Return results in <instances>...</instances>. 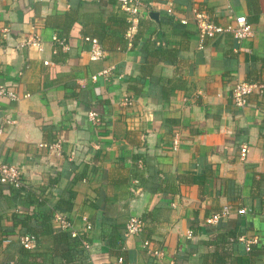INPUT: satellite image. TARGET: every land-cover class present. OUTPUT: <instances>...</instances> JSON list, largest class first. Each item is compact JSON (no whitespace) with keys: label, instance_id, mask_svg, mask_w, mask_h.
I'll return each mask as SVG.
<instances>
[{"label":"crops","instance_id":"0c3cea01","mask_svg":"<svg viewBox=\"0 0 264 264\" xmlns=\"http://www.w3.org/2000/svg\"><path fill=\"white\" fill-rule=\"evenodd\" d=\"M119 1L0 0V82L20 96L0 101V160L16 165L29 188L0 184L1 264L26 261L20 222L41 210L65 213L87 241L73 264H222L240 255L264 264V92L244 107L232 97L238 81L264 83V0H172L173 16L166 0H141L150 10L132 44ZM193 10L222 26L245 16L254 35L238 43L224 34L202 47ZM32 26L43 50H14ZM87 38L98 40L104 60L91 61ZM125 96L131 107L121 105ZM227 205L231 214L207 225ZM133 216L144 220L140 235L125 230ZM61 231L54 224L40 235L38 264H56Z\"/></svg>","mask_w":264,"mask_h":264},{"label":"built area","instance_id":"2783aa9c","mask_svg":"<svg viewBox=\"0 0 264 264\" xmlns=\"http://www.w3.org/2000/svg\"><path fill=\"white\" fill-rule=\"evenodd\" d=\"M87 3H95L100 0H82ZM166 4L168 6L167 13L169 15H174L172 10V0H166ZM119 8L123 11L128 17V27L125 34L126 40L129 44H132L137 30L140 24V21L143 17L144 10H150V4H144L141 0H120ZM193 18L196 22L199 29V41L200 45L203 47L205 41L208 38H215L224 34H231L233 38L241 43L244 40L251 38L254 35L253 26L247 21L245 16H238L234 19L233 22L222 26L217 25L209 16L199 10H193ZM3 37L7 38L8 29L3 30ZM91 44L90 49V59L91 61H101L106 58V52L99 44L98 40L87 38L86 39ZM52 41L55 45L61 46L66 49L69 47V44L65 38H61L58 35H54L52 37ZM44 42L42 40V36L36 30L35 26L31 27V31L26 35H23L19 41L16 42L14 46V50H37L41 52L43 50ZM49 62H44V64H48ZM102 74H108L107 71H103ZM264 92V83H253L247 81H238L232 88V97L234 99L235 104L238 107H244L247 105V98L252 94H263ZM28 96V95H27ZM4 98L10 99L12 101H18L20 96L18 93L9 85L0 82V101ZM134 104V100L131 96H125L123 102H121L122 106L131 107ZM89 117L94 122L95 126H100L102 120L100 119V115L97 112H90ZM178 141L174 142L175 147L178 145ZM59 147V146H57ZM248 152V147L243 146L241 148V158L245 159ZM0 184L2 186L12 187L19 190L21 193H25L29 190L27 182L24 180L22 176L21 170L13 164L8 162H4L0 160ZM250 209L242 208L238 209L237 213L246 214L250 212ZM232 212V206H224L222 210L216 214H213L206 220L207 224L214 225L217 224L224 218H227ZM53 224H55L60 230L69 232L72 238H79V233L74 228L73 222L68 218V216L61 212L56 211L53 216ZM83 222L85 224V229L87 231L92 229L91 222L83 217ZM144 220L140 217L133 216L131 217L125 225V230L130 235H140L144 230ZM194 233L192 230L187 232L186 238L191 239ZM240 239V238H239ZM19 243L22 247L26 249H34L36 247V240L33 236L22 235L18 238ZM241 241L245 243L246 252L251 251L252 240H245L244 236L241 237ZM11 239L7 238L3 240L2 244H9ZM84 246L88 249L89 245L87 241L83 240ZM150 243L148 241L144 242L143 246L148 247ZM152 253L160 257L163 255L162 250H154ZM122 261L121 259L119 260ZM1 264V262H0ZM169 264H174L170 262Z\"/></svg>","mask_w":264,"mask_h":264},{"label":"trees","instance_id":"16d2710c","mask_svg":"<svg viewBox=\"0 0 264 264\" xmlns=\"http://www.w3.org/2000/svg\"><path fill=\"white\" fill-rule=\"evenodd\" d=\"M27 199H30L32 203H37L38 205H41L42 203L38 202V199L35 197V194L30 193L27 194ZM53 211H42L40 212V215H32L33 212H30L25 216L22 221L20 222V225L22 227H25L28 231L25 235L33 236L36 240V245L39 243L40 235L46 233L50 234L53 232ZM32 215V216H30ZM42 219V222L40 225L32 226L29 221L32 222V219L37 222L39 219ZM30 224V225H29ZM208 225V224H207ZM195 231V230H194ZM9 237V236H8ZM6 236V238H8ZM55 237V247L54 250L58 251L55 254L52 255L53 263L56 264H73L75 259L81 257L84 255V252L87 250V248L82 244L80 238H72L69 232L61 231L58 234H56ZM228 236H224L223 240H228ZM0 240V245H1ZM223 243V242H222ZM23 249V255L26 256V261H13L11 264H38V262L44 260L43 255L39 254L37 252V246L34 249H26L22 247ZM248 258L246 255H240L234 258L228 257L223 261L222 264H247ZM175 264V263H174Z\"/></svg>","mask_w":264,"mask_h":264},{"label":"water","instance_id":"95a60500","mask_svg":"<svg viewBox=\"0 0 264 264\" xmlns=\"http://www.w3.org/2000/svg\"><path fill=\"white\" fill-rule=\"evenodd\" d=\"M151 16H152L153 18L157 19V18H158V13H153V14H151Z\"/></svg>","mask_w":264,"mask_h":264}]
</instances>
